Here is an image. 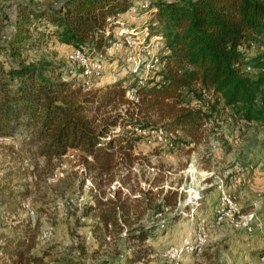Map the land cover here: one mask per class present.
Listing matches in <instances>:
<instances>
[{
	"label": "trees",
	"instance_id": "obj_1",
	"mask_svg": "<svg viewBox=\"0 0 264 264\" xmlns=\"http://www.w3.org/2000/svg\"><path fill=\"white\" fill-rule=\"evenodd\" d=\"M132 2L64 0L36 8L21 3L16 32L0 45V56L10 59L7 68L0 60V141L18 139L23 154L17 155L21 166L9 169L0 180V208L16 197H27L28 184L15 180L39 174L37 161L52 172L54 161L77 152L92 183L93 205L86 209L96 212L95 237L103 242L116 233L121 238L126 230V240L134 244L123 264L143 263L152 254L142 245L155 229L139 223L150 210L160 214L177 201V191L155 202L151 190L139 191L137 198H132L134 190H122L137 160L133 150L141 135L136 129H163L196 139L219 107L264 127V58L247 55L252 44L264 45V0H150L152 12L145 25L151 35L164 39L163 55L156 80L140 86L133 79L128 85L117 80L93 88L66 73L68 62L64 67L46 61L15 63L32 21L50 25L60 44L104 51L110 40L104 35L106 19L125 14ZM245 67L260 72L251 77ZM131 88L136 102L125 97ZM190 99L206 108L190 107ZM118 174L122 184L111 190ZM17 185L23 190L15 191ZM11 229L0 232V264H41L49 253L32 252L34 235L22 239L19 234H27L22 225Z\"/></svg>",
	"mask_w": 264,
	"mask_h": 264
},
{
	"label": "rangeland",
	"instance_id": "obj_2",
	"mask_svg": "<svg viewBox=\"0 0 264 264\" xmlns=\"http://www.w3.org/2000/svg\"><path fill=\"white\" fill-rule=\"evenodd\" d=\"M63 1L0 0V45L16 32L19 4L25 3L23 8L52 7ZM132 1L133 6H140L141 0ZM126 13L123 23L134 26L151 17ZM157 29L161 30L159 26ZM53 30L48 24L32 21L15 63L46 61L66 66L71 47L58 43ZM247 55L264 58V45L252 44ZM122 56V52L107 56L102 76L91 82L93 88L117 80H123L125 85L133 81ZM0 58L7 68L10 59L7 55ZM243 70L251 77L260 72L252 67ZM190 107L206 108L193 99ZM158 130L164 133L165 142L157 141L153 132ZM158 130L136 129L141 135L133 150L137 160L129 183L122 185L126 194L134 190L132 198L139 197V191L151 190L149 196L155 202L167 192L177 191L175 207L164 208L160 214L150 210L140 221L145 228L155 229L142 245L152 254L140 264H264V127L256 122L246 123L229 108L219 107L196 139L181 132ZM20 153L18 139L0 141V180L9 169L21 166L17 160ZM37 162L39 174L15 180L28 184L27 197H16L0 208V232H10L13 224L22 225L27 234L19 237L34 235L32 252L49 253L41 264H123L124 256L135 248L126 240V230L121 238L110 233L103 242L92 232L96 212L86 209L93 205L89 191L92 183L85 176L82 155L70 152L54 161L52 172L47 171L42 160ZM120 176L111 190L121 186ZM21 190L18 185L15 187V191ZM223 196L231 202L230 206L222 203ZM46 231H51V235L42 239ZM107 261L111 263H103Z\"/></svg>",
	"mask_w": 264,
	"mask_h": 264
},
{
	"label": "built area",
	"instance_id": "obj_3",
	"mask_svg": "<svg viewBox=\"0 0 264 264\" xmlns=\"http://www.w3.org/2000/svg\"><path fill=\"white\" fill-rule=\"evenodd\" d=\"M128 12L144 16L151 14L150 0H141L139 7L132 5ZM125 23L121 14L108 17L104 25V35L110 38L108 47L104 51L72 48L67 55L66 73L71 77L78 75L92 84L93 80L102 76L107 56L122 52V62L129 75L135 79L137 86L152 81L155 71L161 67L164 39L158 35H151L145 23L140 26ZM126 97L129 101L136 102L135 89H128ZM153 133L158 142H165L164 133L161 130ZM222 203L226 207L231 205L225 196L222 198ZM30 214L33 213L30 212ZM50 235L51 231H46L42 234V239H48Z\"/></svg>",
	"mask_w": 264,
	"mask_h": 264
},
{
	"label": "crops",
	"instance_id": "obj_4",
	"mask_svg": "<svg viewBox=\"0 0 264 264\" xmlns=\"http://www.w3.org/2000/svg\"><path fill=\"white\" fill-rule=\"evenodd\" d=\"M125 14H127V13H125ZM125 14H123V17L125 16ZM130 14V13H129ZM68 47H70V46H68ZM72 49V48H71ZM103 83H107V82H103Z\"/></svg>",
	"mask_w": 264,
	"mask_h": 264
}]
</instances>
